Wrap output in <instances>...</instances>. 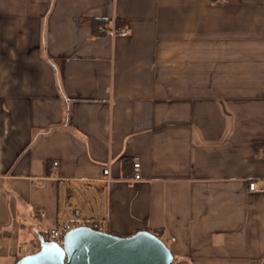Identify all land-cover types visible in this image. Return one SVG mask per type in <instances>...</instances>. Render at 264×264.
I'll list each match as a JSON object with an SVG mask.
<instances>
[{
  "label": "crops",
  "instance_id": "0c3cea01",
  "mask_svg": "<svg viewBox=\"0 0 264 264\" xmlns=\"http://www.w3.org/2000/svg\"><path fill=\"white\" fill-rule=\"evenodd\" d=\"M262 145L264 0H0V264L75 208L171 264H264Z\"/></svg>",
  "mask_w": 264,
  "mask_h": 264
},
{
  "label": "water",
  "instance_id": "95a60500",
  "mask_svg": "<svg viewBox=\"0 0 264 264\" xmlns=\"http://www.w3.org/2000/svg\"><path fill=\"white\" fill-rule=\"evenodd\" d=\"M39 247L15 264H171L174 257L164 241L148 230L129 236L76 227L60 246L43 229H33Z\"/></svg>",
  "mask_w": 264,
  "mask_h": 264
},
{
  "label": "built area",
  "instance_id": "2783aa9c",
  "mask_svg": "<svg viewBox=\"0 0 264 264\" xmlns=\"http://www.w3.org/2000/svg\"><path fill=\"white\" fill-rule=\"evenodd\" d=\"M111 33L113 34H119L122 36H125L128 34V29L125 27L121 28H116V29H109ZM258 152L264 157V145L260 146L258 149ZM133 177L132 180H137L140 178L139 175V163L133 164ZM109 174L108 168H105L103 170V175L106 176L105 181H109L107 178ZM131 180V179H130ZM248 188L252 192H257V191H264V186H258L256 181H250L248 184ZM76 227H88L92 230L99 231V232H107V221L106 219L102 217H90V216H85L81 213L79 209H73L70 212V217L65 220L62 224L58 226H53L50 228H47L46 231V236L53 242H55L58 245L63 244L64 236L68 231H70L73 228ZM38 247L34 244H31L30 246L24 247L21 252L19 253V256H24L27 254H31L36 252Z\"/></svg>",
  "mask_w": 264,
  "mask_h": 264
},
{
  "label": "trees",
  "instance_id": "16d2710c",
  "mask_svg": "<svg viewBox=\"0 0 264 264\" xmlns=\"http://www.w3.org/2000/svg\"><path fill=\"white\" fill-rule=\"evenodd\" d=\"M110 20L109 19H105V18H95L93 21H92V32L94 35H102L104 34L105 32H107L110 28ZM114 26L116 28H119L122 26V22L119 20V19H115V23H114ZM150 231L151 233H153L154 235H156L158 238H160L162 241V231L159 229V230H148ZM33 244L36 242V245L37 247H39V244H38V240L37 238L35 237L34 235V239L32 240ZM20 257H18L15 262L19 259Z\"/></svg>",
  "mask_w": 264,
  "mask_h": 264
},
{
  "label": "rangeland",
  "instance_id": "374dc122",
  "mask_svg": "<svg viewBox=\"0 0 264 264\" xmlns=\"http://www.w3.org/2000/svg\"><path fill=\"white\" fill-rule=\"evenodd\" d=\"M89 190H90V192L89 193H86L85 195H84V197L85 198H88L89 199V203H90V205H94V203L92 202V196H93V191H92V188H89ZM95 195V194H94ZM70 203L72 204V205H74V206H80L79 204L80 203H78V201L76 200V199H72V200H70ZM24 236H26L27 234H28V231H24ZM25 241V243H26V245H28V243H29V241H28V239H25L24 240ZM34 244H36V242L34 243ZM31 244H29L28 246H30ZM27 246V247H28Z\"/></svg>",
  "mask_w": 264,
  "mask_h": 264
}]
</instances>
